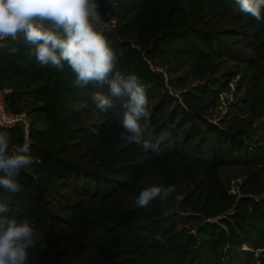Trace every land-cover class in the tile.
Wrapping results in <instances>:
<instances>
[{"label":"trees","instance_id":"16d2710c","mask_svg":"<svg viewBox=\"0 0 264 264\" xmlns=\"http://www.w3.org/2000/svg\"><path fill=\"white\" fill-rule=\"evenodd\" d=\"M99 3L118 68L145 86L143 139L158 147L127 142L123 99L107 113L96 108L106 86L76 87L67 65L41 66L22 39L9 38L0 91L28 123L0 132L11 146L27 143L36 162L16 178L19 192L0 188V204L33 228L29 264H253L242 245H264V199L227 194L221 171L264 166L255 107L264 20L235 0ZM252 177L243 194L254 192ZM152 185L175 191L138 207Z\"/></svg>","mask_w":264,"mask_h":264},{"label":"clouds","instance_id":"9594fccd","mask_svg":"<svg viewBox=\"0 0 264 264\" xmlns=\"http://www.w3.org/2000/svg\"><path fill=\"white\" fill-rule=\"evenodd\" d=\"M235 3L241 12L264 20V0ZM103 22L99 0H0V47L9 38L22 39L29 55L41 66L62 71L67 65L75 76L74 86H106L108 95L96 92L93 96L96 108L107 113L114 100L123 99L125 139L156 151V144L143 139L149 118L145 86L136 74H125L118 68L116 53L101 30ZM8 51L15 54L18 48L12 45ZM29 151L27 143L11 146L10 137L0 132V188L10 193L20 191L16 178L36 162L27 155ZM174 191V185H152L141 190L135 203L146 208ZM156 239L163 243L160 235ZM34 246L31 225L0 204V264H29V249Z\"/></svg>","mask_w":264,"mask_h":264},{"label":"rangeland","instance_id":"374dc122","mask_svg":"<svg viewBox=\"0 0 264 264\" xmlns=\"http://www.w3.org/2000/svg\"><path fill=\"white\" fill-rule=\"evenodd\" d=\"M257 104H256V123L257 126L264 127V78L258 85L257 88ZM21 123L23 125H27L28 118L25 116H21ZM252 177L253 191L248 194H243L239 190V185L244 182L248 178V176ZM221 178L223 182L228 186L227 194L235 195V199L238 197H250L255 201L264 199V166H259L256 168H228L226 170L221 171ZM243 249H247L248 251L253 252V264H264V245L257 246L256 248L249 247L246 244L242 245Z\"/></svg>","mask_w":264,"mask_h":264},{"label":"built area","instance_id":"2783aa9c","mask_svg":"<svg viewBox=\"0 0 264 264\" xmlns=\"http://www.w3.org/2000/svg\"><path fill=\"white\" fill-rule=\"evenodd\" d=\"M21 119V116L14 115L7 110L4 94L0 91V126H11Z\"/></svg>","mask_w":264,"mask_h":264}]
</instances>
